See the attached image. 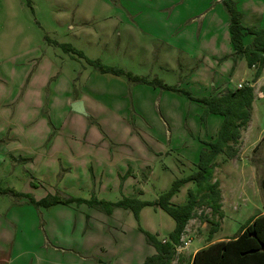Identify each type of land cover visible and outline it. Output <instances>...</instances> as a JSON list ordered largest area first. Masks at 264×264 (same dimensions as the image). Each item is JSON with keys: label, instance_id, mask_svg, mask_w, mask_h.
<instances>
[{"label": "rangeland", "instance_id": "rangeland-1", "mask_svg": "<svg viewBox=\"0 0 264 264\" xmlns=\"http://www.w3.org/2000/svg\"><path fill=\"white\" fill-rule=\"evenodd\" d=\"M232 1L244 26L264 27V0ZM229 20L222 0H0V187L35 198L154 200L196 169L223 117L179 92L102 73L87 58L193 98L257 80L251 126L234 145L239 159L223 152L214 160L221 207L198 204L183 231L191 240L177 246L172 264L237 235L263 209L264 73L255 77L257 66L234 57ZM80 95L97 120L68 109ZM190 189L193 181L183 183L170 200L183 203ZM111 212L85 202L37 206L0 192V264H141L154 248L140 227L165 238L175 226L155 204L137 216L122 206ZM212 220L219 226L209 234Z\"/></svg>", "mask_w": 264, "mask_h": 264}, {"label": "trees", "instance_id": "trees-1", "mask_svg": "<svg viewBox=\"0 0 264 264\" xmlns=\"http://www.w3.org/2000/svg\"><path fill=\"white\" fill-rule=\"evenodd\" d=\"M228 10L230 43L235 58H244L249 67H256L258 77L264 66V27H246L241 23L242 14L236 9L232 0H222ZM252 35V41L244 44L243 36ZM64 49L84 56L81 50L69 45L61 44ZM91 66L102 73L124 75L134 83H144L158 86L164 90L179 92L190 99L202 103L204 114H218L223 117L222 124L216 133L214 140L209 141L208 147L200 151L196 169L187 175L176 177L170 187L162 192L156 199L147 200L137 197L123 196L117 200L99 198L92 195L90 198L82 196H61L48 193L40 198H35L31 193L22 192L12 187H0V192H10L13 195H25L29 200L39 206H49L54 203L85 202L89 205L98 206L110 213L115 206L130 208L137 216L143 205L151 204L161 207L175 220L174 228L165 239L159 238L155 233L140 227L144 232L145 240L154 248V252L147 254L141 264H172L177 253V246L181 244V236L190 218H192L196 207L202 201L208 203L212 210L219 211L221 207V190L219 181L212 180L214 160L225 152L227 156H234L237 149L234 145L241 137V130L247 126L251 116V106L254 99V88L250 84L235 89L225 88L221 92L209 96L193 98L190 93L176 85L165 84L161 79H149L146 76L133 75L121 68L105 65L99 60L86 59ZM193 181L196 189H190L188 197L183 203H173L171 195L180 186ZM261 187L264 195V178L261 179ZM264 208V203H263ZM219 226L217 220L211 221L209 234H212ZM189 264H264V211L252 217L243 225L239 233L233 237L220 238L195 250Z\"/></svg>", "mask_w": 264, "mask_h": 264}, {"label": "crops", "instance_id": "crops-1", "mask_svg": "<svg viewBox=\"0 0 264 264\" xmlns=\"http://www.w3.org/2000/svg\"><path fill=\"white\" fill-rule=\"evenodd\" d=\"M229 35H230V33H229ZM251 41H252V35H251ZM264 72H262L261 71V73H260V75H262ZM257 82V80H255V82H253L252 84L251 83H248V84H250V85H252L253 86V88H254V97H255V93H256V89H255V83ZM238 84H240V83H238ZM247 84V83H246ZM259 95H263V93L261 92V91H259ZM76 101H80V108H82L83 110H84V112L85 113H78V112H76V111H73L72 110V108H71V105H72V103H74V102H76ZM253 101H254V99H253ZM253 103V102H252ZM67 107H68V109L71 111V112H73V113H76V114H83V115H85V116H88L89 118L91 117L92 119L94 118V119H96L97 120V118H96V116L95 115H93V114H91V113H89V111H87V109H86V105H85V102H84V100H83V98H81V95L78 97V98H75V99H69L68 100V103H67ZM251 114H252V106H251ZM250 119H251V116H250ZM89 122L91 123V120H89ZM249 122H250V120H249ZM248 122V123H249ZM247 123V124H248ZM87 124H89V123H87ZM92 126V124H90L89 125V127H91ZM249 126H251V123H249ZM242 131L243 130H241V133H242ZM79 134H81V133H79ZM84 136V135H83ZM264 137V136H263ZM105 138H106V140H108L109 138L107 137V136H105ZM241 139V138H240ZM253 147V146H252ZM252 147L250 148V149H252ZM250 151V150H249ZM248 151V152H249ZM252 152V151H251ZM237 154H238V151H236V153H235V157H236V159L238 158L239 159V157H237ZM244 154V153H243ZM243 154H240V157L243 155ZM129 168V167H128ZM128 168H127V170L126 171H128ZM135 179H137L138 180V178L137 177H135ZM188 182V181H187ZM137 183L139 184V180L137 181ZM186 183V182H185ZM183 186V184L180 186V187H182ZM173 203H176V202H173ZM264 203V202H263ZM264 211V208L260 211V212H263ZM108 215H111L112 214V212H110V213H107ZM185 230H187V229H189L188 227H187V225L185 226V228H184ZM184 230V231H185ZM162 239H165V238H162ZM188 239V243L186 244V245H184L183 247H185V246H187L188 244H189V242H190V240H191V238L190 237H188L187 236V233H185V232H183V234H182V236H181V240L182 241H184V240H187ZM210 242H212V241H210ZM209 242V243H210ZM208 244V243H207ZM206 245V244H205ZM199 247H197V248H195L190 254H191V256H192V254L195 252V250L196 249H198ZM152 252H154V251H152ZM151 254V253H150ZM191 256H190V258H191Z\"/></svg>", "mask_w": 264, "mask_h": 264}, {"label": "water", "instance_id": "water-1", "mask_svg": "<svg viewBox=\"0 0 264 264\" xmlns=\"http://www.w3.org/2000/svg\"><path fill=\"white\" fill-rule=\"evenodd\" d=\"M71 108L73 111H76L78 113H85L84 110L80 108V101L72 103Z\"/></svg>", "mask_w": 264, "mask_h": 264}, {"label": "built area", "instance_id": "built-area-1", "mask_svg": "<svg viewBox=\"0 0 264 264\" xmlns=\"http://www.w3.org/2000/svg\"><path fill=\"white\" fill-rule=\"evenodd\" d=\"M238 87H242V84H238ZM187 243H188V239L183 241L184 245L187 244Z\"/></svg>", "mask_w": 264, "mask_h": 264}]
</instances>
